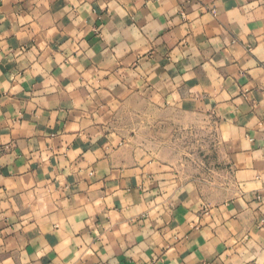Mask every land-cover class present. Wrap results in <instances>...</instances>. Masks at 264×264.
Wrapping results in <instances>:
<instances>
[{"label":"crops","instance_id":"0c3cea01","mask_svg":"<svg viewBox=\"0 0 264 264\" xmlns=\"http://www.w3.org/2000/svg\"><path fill=\"white\" fill-rule=\"evenodd\" d=\"M124 100L214 121L203 167ZM0 264H264V0H0Z\"/></svg>","mask_w":264,"mask_h":264},{"label":"rangeland","instance_id":"374dc122","mask_svg":"<svg viewBox=\"0 0 264 264\" xmlns=\"http://www.w3.org/2000/svg\"><path fill=\"white\" fill-rule=\"evenodd\" d=\"M159 107L154 102L148 105L143 101L124 100L118 119L120 136H136L135 147L141 154L150 153L153 159L172 167L188 172L191 166L203 167L200 153L210 151L215 145L207 143L215 134L214 121L209 123L203 115L176 113ZM192 155L200 160L193 161Z\"/></svg>","mask_w":264,"mask_h":264}]
</instances>
